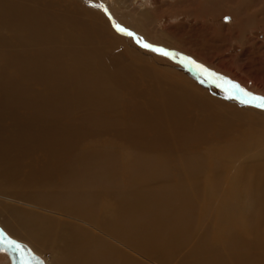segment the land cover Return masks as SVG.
<instances>
[{
  "label": "bare ground",
  "instance_id": "obj_1",
  "mask_svg": "<svg viewBox=\"0 0 264 264\" xmlns=\"http://www.w3.org/2000/svg\"><path fill=\"white\" fill-rule=\"evenodd\" d=\"M106 1L103 17L87 0L86 7L0 0V197H23V204L58 210L60 219L74 216L103 237L14 207L2 210L10 215L3 227L31 247L55 251L57 264H165L177 241L201 225L197 208L215 195L224 168L211 157L231 160L212 150L200 157L197 147L209 132L227 137L241 127L226 151L251 153L256 138L264 142V118L217 95L188 67L156 70L130 43L108 42L110 18L137 31L131 36L140 45L148 42L146 17L155 12ZM119 6L130 10L118 13ZM105 136L125 140L124 151L115 141L84 147ZM252 176L248 221L230 214L236 200L228 183L214 210L218 224L180 264H264V175ZM111 182L123 189L112 190ZM0 235L12 249L13 240ZM18 244L23 253L12 249L14 264H37Z\"/></svg>",
  "mask_w": 264,
  "mask_h": 264
},
{
  "label": "rangeland",
  "instance_id": "obj_2",
  "mask_svg": "<svg viewBox=\"0 0 264 264\" xmlns=\"http://www.w3.org/2000/svg\"><path fill=\"white\" fill-rule=\"evenodd\" d=\"M74 1L82 7H86L85 4L87 2H84V0ZM87 1L92 2V4L95 6L94 8L98 10V12L101 13L103 17L105 16L103 9L104 7L107 8L106 6L109 5L106 0ZM111 1L112 3L117 1H127L126 5H132L133 7H131L133 10H148V12H155V14L146 17L147 28L144 32V37H146V39L149 37L150 38L147 39L148 42H145L144 44L151 45L152 49H160L162 52H166L167 55L165 56L161 54V52L147 49L143 46L144 44L140 45L138 42H136L132 36V38H129L128 35H124V33H128V30L130 31L129 33L133 34H138V32L131 30L129 26H124L122 24L119 25L116 22H113V20L111 21V18L110 22L108 23L111 35L109 37V41L107 40L108 42H113L114 37H119L122 45H128L130 43L129 45L134 46L136 51L140 53L139 56L144 58V62L145 60L147 61L148 58V60H150L152 63L146 64L154 67L156 70H160L165 67V69L167 68V70L173 71L176 68L175 64L180 65L181 68L188 67L190 68L189 74H191V76L198 78L197 80L201 79L206 84V87L211 88L217 95L220 93L221 96L226 97L227 100L229 99L233 104L235 103L236 106L242 109L257 111L264 118V110L252 105L243 104L239 99L228 98L226 89L229 88V84L225 83V81H230L232 84L239 85L242 89L253 95L264 97V0ZM62 2L64 5L67 4L64 2V0H62ZM128 10H130V8H127L126 11H124L120 6L119 9L117 8L118 13L123 14H125ZM120 29H123V31ZM153 30L155 31L153 32ZM155 34H158L159 36L154 38ZM236 35L239 38L245 37L246 39L252 40V42H255L257 45H243V41L238 39ZM163 36H165L166 41H161ZM189 61L196 62V64L203 66V68L207 69L211 73H214L215 75L211 78H206L193 66V64L189 63ZM184 63H186V65H184ZM153 72L155 73V71ZM35 89L36 91H40L41 87L35 86ZM261 121L264 123L263 120ZM238 128H236L237 130L227 137H219V135L211 136L209 132L202 144L197 147V154L200 155V157L206 155L209 150H212L218 152L212 154V156H216V154L221 153V155L229 157L231 160L227 162L216 157H211L215 158L213 161L214 164H212L213 166H215V163L216 165H219L218 161H221L220 165L224 168V171L220 170L217 172L220 175V178H218V181L213 187L215 189V195L211 199L212 203L210 202V206L207 204V207L204 209H201L203 203L200 204L201 206L200 208H197V211L200 210L201 212L202 210V217H204H201L203 220L199 219L201 221V225L196 230H193L192 234L188 235L186 239H180L177 241L178 247L175 248L173 252L174 254L166 260L165 264H180L184 262L187 256L192 252V249L195 248L194 246L199 243L203 233L206 232V235H209V233L211 234L213 227L219 222L216 217L217 212L215 213L214 210L217 209V204H219L218 202L220 198L223 197L222 195L227 192L228 183H233L231 192H233L235 195L236 200L235 205L232 206L230 214L235 217L236 213L241 212V215L239 214L238 216L242 217L245 215L246 221H248V212L250 213L253 207L250 197L248 196L249 194H247L250 193V187H253L249 182L250 179L254 177L252 176L253 174H255L257 178L264 175V142L261 144L259 143L261 140H263L262 135L259 138H256L258 139L256 148L252 149L251 153L242 154L243 156H241V153L236 154L226 151V149L234 143V140H236L242 134L243 129H241V127ZM112 137L105 136L98 139L90 138L85 141L84 147L102 149L100 145L110 146L115 141V143H117L115 146L118 147V150L122 153L124 151L123 147L126 146V141ZM117 140H119V142ZM258 144H260V146ZM226 154H229V156H226ZM221 155L219 156L223 157ZM233 156L237 158H234ZM226 162L229 165H227ZM102 181L104 182V180ZM114 183L115 182L110 183L111 189L119 190L121 188V184L116 186ZM159 197H162V195ZM197 198L201 200L202 196ZM101 199L103 202L106 200V203H109L108 200H110L108 197H101ZM17 200L21 203H17ZM23 202H26L23 200V197L22 199H16L14 202L12 200L0 197V212H2L3 209L5 210L7 207L23 208L24 210L28 209L34 212L37 211L36 213L40 212L43 215L46 214L47 216L57 218L59 223H65L67 225L80 224L79 227H82L87 231L90 230L88 232H90L91 236L103 237V235L93 231L83 222L71 219L74 216L63 214V217L61 216L60 219V216L57 215V213L60 214L58 210V212L55 210L46 211L44 210L45 207H40V205H28L29 203L26 205L23 204ZM247 204L250 208L247 206ZM8 208L6 209L7 212ZM7 212L4 211V213H0V230L9 239L16 243L22 244L23 247L29 251V257H33V259L37 261V264H57L56 260L58 257L56 256L57 254L55 251H42L36 247H31L27 241L24 239L20 240L18 236H13L4 229L3 223L5 220H10V215ZM241 221L244 222L243 219ZM82 225H85L86 227H83ZM198 236H200V238H198ZM130 254L134 256V254ZM140 261L144 262V260L141 259ZM0 264H14L13 251L1 235ZM31 264H33V262ZM146 264L155 263L146 262Z\"/></svg>",
  "mask_w": 264,
  "mask_h": 264
},
{
  "label": "snow or ice",
  "instance_id": "obj_3",
  "mask_svg": "<svg viewBox=\"0 0 264 264\" xmlns=\"http://www.w3.org/2000/svg\"><path fill=\"white\" fill-rule=\"evenodd\" d=\"M123 31V29H120ZM128 35H133L132 33H128ZM147 49H151L157 52H161L163 55H167L166 52H162L160 49H152L151 45L144 44L143 45ZM189 63L193 64V66L201 72L202 75H204L206 78H211L214 76V73L209 72L207 69L203 68V66L196 64L194 61H189ZM225 83L229 84V88L226 89V92L228 93V98L230 99H239L241 103L248 104L255 106L261 110H264V97H259L256 95H253L244 89H242L239 85L232 84L230 81H225Z\"/></svg>",
  "mask_w": 264,
  "mask_h": 264
},
{
  "label": "water",
  "instance_id": "obj_4",
  "mask_svg": "<svg viewBox=\"0 0 264 264\" xmlns=\"http://www.w3.org/2000/svg\"><path fill=\"white\" fill-rule=\"evenodd\" d=\"M6 239V238H5ZM7 240V239H6ZM12 245V249L19 255H21L23 253L22 248L20 247V245L16 242H11Z\"/></svg>",
  "mask_w": 264,
  "mask_h": 264
}]
</instances>
